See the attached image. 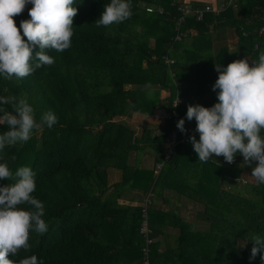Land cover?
Masks as SVG:
<instances>
[{
    "label": "trees",
    "instance_id": "16d2710c",
    "mask_svg": "<svg viewBox=\"0 0 264 264\" xmlns=\"http://www.w3.org/2000/svg\"><path fill=\"white\" fill-rule=\"evenodd\" d=\"M110 2L75 0L78 14L71 47L62 53L46 50L54 64L25 78L0 76V97L26 100L37 122L48 111L58 120L52 129L34 130L26 143L0 151V163L13 173L22 166L34 171L32 195L44 204L42 218L49 226L43 235L30 233L29 251L7 258L17 264L32 255L44 264H143L140 206L118 200L139 203L150 193V201L161 203L147 208L148 264H264V252L249 259L252 237L264 238V184L249 178L248 165L239 154L232 164L222 156L199 162L190 142L193 136L198 142L199 133L179 144L175 155L153 174L160 145L176 126L172 119L152 116L160 106L166 112L175 110L186 130L177 128V133L189 134L196 121L187 120L188 106L211 108L218 103L219 90L213 91L219 75L215 65L226 68L247 58L251 66L264 52V28L259 33L264 27V0H231L218 14L205 13L199 21L186 17L179 27V42L173 40L178 0H129L130 19L97 27L95 22ZM189 2L191 8L203 4ZM32 7L28 4L13 17L18 29L21 21L30 19ZM146 7L162 12L146 13ZM226 32L235 38L231 49L222 36ZM214 37L223 42L213 47ZM164 58L172 63L165 64ZM38 62L34 59L33 67ZM164 91L168 96L160 97ZM175 98L180 103L172 109ZM0 107L12 111L11 104ZM133 124L144 127L137 132ZM158 129L160 133L150 139ZM7 130V125H0V134ZM140 144H156L150 169L128 165L129 154ZM12 183L0 180V187ZM164 192L201 206L204 227L195 229L174 212L161 209ZM167 225L178 233L174 246L158 255L154 240Z\"/></svg>",
    "mask_w": 264,
    "mask_h": 264
},
{
    "label": "clouds",
    "instance_id": "9594fccd",
    "mask_svg": "<svg viewBox=\"0 0 264 264\" xmlns=\"http://www.w3.org/2000/svg\"><path fill=\"white\" fill-rule=\"evenodd\" d=\"M74 2L0 0V76L6 80L22 79L35 69L53 65L54 58L47 55L46 50L62 53L71 47L73 22L78 14ZM28 4L33 6L28 12L30 19L21 21L18 29L13 17L21 15ZM131 16L129 0H111L95 24L109 27ZM34 59L39 62L33 67ZM215 70L219 75L213 91L219 90L218 103L211 108L190 105L187 109L186 118L196 121L199 133L198 142L195 136L190 138L193 149L203 163H208L213 156H222L232 164L238 154L243 157L244 165L258 162L251 176L258 184H264V52L251 66L248 59H243L229 63L226 68L216 64ZM178 103L179 100L176 105ZM9 104L11 112L0 107L3 113L0 125L8 126V130L0 134V151L7 146L26 143L34 130L44 126L52 129L58 122L51 111L45 112L37 122L34 109L26 100L17 102L14 97H0V105ZM184 124L183 119L177 124L181 132L186 131ZM0 180L14 181L0 187V264H17L7 257L30 250L31 232L43 235L48 231L49 226L42 218L45 206L32 195L36 179L30 167H19L13 173L6 163H0ZM24 205L30 206V210H25ZM252 244L250 260L264 252V238L255 235ZM261 259L264 260V255ZM18 264H44V261L32 255L20 259Z\"/></svg>",
    "mask_w": 264,
    "mask_h": 264
},
{
    "label": "built area",
    "instance_id": "2783aa9c",
    "mask_svg": "<svg viewBox=\"0 0 264 264\" xmlns=\"http://www.w3.org/2000/svg\"><path fill=\"white\" fill-rule=\"evenodd\" d=\"M176 5V12L178 13V16L174 22V31H176V35L173 38L175 42H179L181 40L182 34L179 32V27L181 23L184 21L186 17H194L195 20L199 21L202 19L203 15L205 13H214L218 14L224 6H228L231 3V0H200L203 2L202 7L199 8H191L189 5V0H178ZM146 13L151 12H157L161 13L162 10L159 7L152 8V7H146L145 8ZM263 28L261 27L259 30V33L263 32ZM165 64H171L172 61L168 59H163ZM177 100L180 99H173L171 106L172 109H175L177 107L176 103ZM176 105V106H175ZM165 119H172V123L176 128H171L167 135H165V138L163 139L161 145H160V161L154 165L153 174H157L158 171L162 168V166L171 159L175 153L176 148L179 144L187 143L188 138L193 135L196 132V126L191 128L189 134L185 136H181L177 133V124L179 122L178 116L175 110H171V112H166L163 116ZM150 193L144 196L142 199V203L140 205V222L138 227V233L141 236V238L144 240V248L142 249L143 252V264H148V253H149V245L151 244V240L149 239L148 235L150 234V230L147 226V208L150 205Z\"/></svg>",
    "mask_w": 264,
    "mask_h": 264
},
{
    "label": "crops",
    "instance_id": "0c3cea01",
    "mask_svg": "<svg viewBox=\"0 0 264 264\" xmlns=\"http://www.w3.org/2000/svg\"><path fill=\"white\" fill-rule=\"evenodd\" d=\"M227 33L228 32H226V34ZM232 43L233 44L235 43V38L234 37L232 38ZM243 59H247V58H243ZM248 62L250 64L249 59H248ZM159 109L164 111L162 107L159 108ZM161 110H158V113L161 112ZM159 116L160 115H158L157 117L153 116V119L156 118V119H160L161 120V118H163V117H159ZM132 127L135 128L137 132L142 129L140 126L137 127V125H135V124H133ZM155 157H156V154L154 152V149L152 150L151 148H149L148 145H142V144L136 145L135 149L133 151H131V153L129 154L128 165L130 167L137 166L139 169H144V170L145 169H150L153 166ZM114 181H115V179L112 177V175L110 177H108V183L110 185L114 184ZM162 195H163L162 199H164V201L166 200V202L164 204V207L162 206V208L161 207L160 208L163 209V210H170V211L174 212L183 221H185L184 213L186 212V206L188 204H190L192 206H198V205L192 204V203H190V202H188V201H186L184 199H179L178 197H176L172 193L164 192ZM144 196L145 195L141 196V198L139 200L140 201L139 203L128 202V201H125V200H118V203L122 204V205H125V206L126 205L127 206H138V205L140 206ZM152 201H150L151 202L150 205L153 206V207H156V206H158L159 203H161L160 201L159 202L158 201L157 202L156 201L152 202ZM177 233H178V230H177L176 227H171L169 225L164 227V229L162 231V234L159 237H157V239L154 240V242L158 243V246H157V249H156V253L158 255H162L163 252L165 251V249L167 248V246H169V247H173L174 246L173 240H174L175 236L177 235Z\"/></svg>",
    "mask_w": 264,
    "mask_h": 264
},
{
    "label": "rangeland",
    "instance_id": "374dc122",
    "mask_svg": "<svg viewBox=\"0 0 264 264\" xmlns=\"http://www.w3.org/2000/svg\"><path fill=\"white\" fill-rule=\"evenodd\" d=\"M225 35H226V37H225ZM222 36H224L225 38H226V45H227V47H228V49H231L232 48V46H233V43H232V35L229 33H224ZM212 38H213V35H212ZM220 42H223L222 40H220L219 41V39H218V37H214V40L212 41V44H213V47H215L216 45H218V44H220ZM149 43H151V42H149ZM171 74H170V76L172 77V72H170ZM161 96L160 97H164V96H168V93L167 92H163L162 94H160ZM178 99V98H177ZM161 100V103H163L162 102V99H160ZM159 108H161V106L160 107H157V108H155V109H153V111H152V115L153 116H155V117H157L158 115H160L159 117H163L164 116V114H165V109L163 108V110L164 111H162L161 109H159ZM158 110H161V112H159L158 113ZM163 112V113H162ZM161 113V114H160ZM162 119V118H161ZM135 125H137V124H135ZM132 126V125H131ZM144 127V126H142V125H137V127ZM158 133H160V131H159V129L158 130H156L154 133H150V139L153 137V135H157ZM149 146V148H151L152 150H153V147H155V145H148ZM135 149V148H134ZM133 149V150H134ZM132 150V151H133ZM256 165H251V166H248V169H246V170H248V172H246L247 173V175L249 176V178L251 179V180H253L254 181V178L251 176V173H252V169L255 167ZM250 171V172H249ZM242 179L243 180H246V181H248V179H245V176L244 177H242ZM201 210H202V207L201 206H192V205H190V204H188L187 206H186V212L184 213V216H185V221L187 222V223H189L192 227H194L195 229H198V228H203L204 227V224L202 223L203 222V220L202 219H204V216L201 214ZM193 228V229H194ZM157 241V240H156ZM161 241V240H160ZM159 241V242H160Z\"/></svg>",
    "mask_w": 264,
    "mask_h": 264
}]
</instances>
